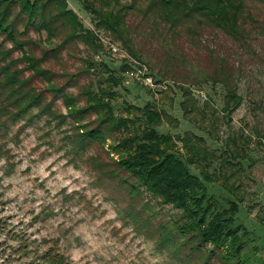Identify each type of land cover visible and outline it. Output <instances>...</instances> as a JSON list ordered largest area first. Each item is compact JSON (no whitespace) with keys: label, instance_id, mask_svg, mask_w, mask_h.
I'll return each mask as SVG.
<instances>
[{"label":"rangeland","instance_id":"rangeland-1","mask_svg":"<svg viewBox=\"0 0 264 264\" xmlns=\"http://www.w3.org/2000/svg\"><path fill=\"white\" fill-rule=\"evenodd\" d=\"M66 2L84 28L96 34L100 47L66 40L64 30L52 39L45 31L24 32L15 7L12 18H17L24 50L79 107L86 105L85 90L96 92L108 76L99 66L105 63L123 78L113 88L115 116L133 118L128 106L152 104L177 120L157 130L174 138L173 152L192 174L202 179L206 170L213 175L214 181L205 182L206 219L236 203L233 226L237 235H248L232 261L222 257L225 246L214 249L206 243L193 249L195 235L177 229L186 222L182 211L161 203L118 167V155L109 146L121 133H113L105 145L85 142L80 148L79 127L63 96L49 91L45 79L21 60L22 51L0 34V49L10 51L6 59L0 55V66L16 62L41 100L20 118H0V264H53L54 253V264H264V4L248 6L255 21L243 25L242 41L196 21L174 31L131 11L124 19L131 52L97 29L82 0ZM221 70L241 97L231 113L224 110L223 83L212 82ZM96 118L90 112L79 123L90 129ZM187 131L202 137L213 157L190 164L177 140Z\"/></svg>","mask_w":264,"mask_h":264},{"label":"trees","instance_id":"trees-1","mask_svg":"<svg viewBox=\"0 0 264 264\" xmlns=\"http://www.w3.org/2000/svg\"><path fill=\"white\" fill-rule=\"evenodd\" d=\"M256 2L264 4V0H82V5L93 15L97 29H103L120 39L133 52L124 21L131 11L160 21L174 31L196 21L197 24L217 28L236 41H242L246 33L243 25L248 21H255L248 6ZM15 7L18 8V19L23 23L24 32L29 29L45 31L48 38L52 39L64 30L66 40L80 39L96 48L100 47V42L95 33L84 28L78 16L68 8L66 0H0V34L12 43L13 48L22 51L21 60L35 76L45 79L49 91L63 96L68 115L79 127L80 138L76 143L80 148L84 147L85 142L105 145L113 133H121L122 136L115 137L109 146L110 151L118 155V167L134 177L145 191L158 198L161 203L182 211L186 222L179 224L177 229L180 233L195 235L197 243L193 249H199L200 245L206 243H211L214 249L225 246L222 257L226 261L236 259L241 251V240L248 235L247 232L237 235L233 226L238 204L231 203L228 209L215 212L209 220L206 219L208 208H204L207 192L205 182L214 181L213 175L205 172L206 170L201 172L202 179L192 174L187 163L173 152L174 138L157 130L163 122L173 125L177 120L152 104H146L142 108L128 106L129 110L135 111L133 118L115 116L111 106L112 98L116 95L113 88L123 78L114 76L105 63H100L99 66L108 76L100 81L96 92L85 90L86 105L79 107L77 99L56 88L50 81L48 71L40 66L39 60L24 50V42L18 39L21 32L15 28L17 18H12ZM187 31L191 33L192 29ZM0 55L6 59L10 51L0 49ZM1 75L0 118L15 120L33 106L41 104L39 95L33 93L27 87V81L21 78V70L17 69L16 62L0 66ZM220 76L223 78H219ZM212 82L223 83L224 110L228 113L234 111L240 105L241 97L238 95V86L231 82L229 74L221 70L212 76ZM183 103L184 101L181 102L183 111L188 113ZM90 112L96 114L98 123L89 129L79 122ZM134 119L137 125L134 124ZM130 123L134 124L133 132H130ZM177 140L186 150L190 164H199L213 157L204 147V139L200 136L187 131L178 136ZM204 166L207 167V164ZM130 186L136 191L135 186ZM49 260L55 263V253Z\"/></svg>","mask_w":264,"mask_h":264}]
</instances>
